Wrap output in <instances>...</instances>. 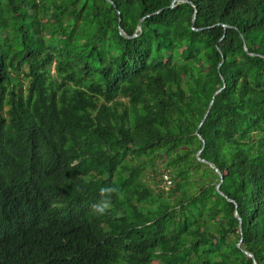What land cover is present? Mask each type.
<instances>
[{"label": "trees", "instance_id": "trees-1", "mask_svg": "<svg viewBox=\"0 0 264 264\" xmlns=\"http://www.w3.org/2000/svg\"><path fill=\"white\" fill-rule=\"evenodd\" d=\"M36 215L52 264H264V0H0V247Z\"/></svg>", "mask_w": 264, "mask_h": 264}, {"label": "clouds", "instance_id": "clouds-1", "mask_svg": "<svg viewBox=\"0 0 264 264\" xmlns=\"http://www.w3.org/2000/svg\"><path fill=\"white\" fill-rule=\"evenodd\" d=\"M100 191L102 199L91 207L97 214L103 215L110 210L111 194L116 189L109 186L102 188ZM26 220L25 217H22L13 231L7 230L6 234L8 235L3 239L0 247V264H52L49 256L34 252L38 234L45 226L43 217L36 215L29 222V225H27ZM62 264H86V262L70 259Z\"/></svg>", "mask_w": 264, "mask_h": 264}, {"label": "water", "instance_id": "water-1", "mask_svg": "<svg viewBox=\"0 0 264 264\" xmlns=\"http://www.w3.org/2000/svg\"><path fill=\"white\" fill-rule=\"evenodd\" d=\"M181 1L187 2V0H181ZM173 6H174V4H173ZM141 27H142V24L140 23V24H139V29H141ZM121 34L127 37L126 33H125L123 30H121ZM246 50H247V48H246ZM222 89H224V88H222ZM222 89H221V90H222ZM221 90H220V91H221ZM220 91H218L216 94H218ZM208 113H209V110H208ZM208 113H207V114H208ZM206 118H207V115L205 116V118H204V120H203V122L201 123L200 126L203 125V123H204V121L206 120ZM197 135H198V137L200 138V140H202V142H203V148H204L205 145H206V142H205L204 138L200 135L199 132H197ZM201 152H202V151H200L199 154H200ZM200 160H201V159H200ZM202 161L208 163L212 168H215L214 165L211 164L210 162H208V161H204V160H202ZM216 171L220 174L221 179H223V176H222L221 172H220L218 169H216ZM219 188H220V184H219V186H218V189H219ZM221 194H223V193L221 192ZM228 200L231 201V202H234V201L231 200V199H228ZM236 216L241 220V218H240L239 215H238V212H236ZM247 254H248V256L252 257V258L255 260L254 255H252L251 253H247ZM254 263H255V264H258L256 261H255Z\"/></svg>", "mask_w": 264, "mask_h": 264}, {"label": "built area", "instance_id": "built-area-1", "mask_svg": "<svg viewBox=\"0 0 264 264\" xmlns=\"http://www.w3.org/2000/svg\"><path fill=\"white\" fill-rule=\"evenodd\" d=\"M164 179L166 186L170 187L172 185V180L170 179V177L168 175H165Z\"/></svg>", "mask_w": 264, "mask_h": 264}, {"label": "rangeland", "instance_id": "rangeland-1", "mask_svg": "<svg viewBox=\"0 0 264 264\" xmlns=\"http://www.w3.org/2000/svg\"><path fill=\"white\" fill-rule=\"evenodd\" d=\"M148 175V173H146ZM167 188H170V187H167Z\"/></svg>", "mask_w": 264, "mask_h": 264}]
</instances>
